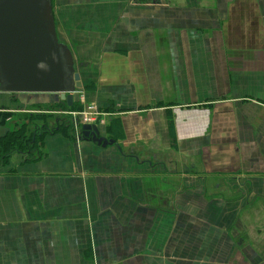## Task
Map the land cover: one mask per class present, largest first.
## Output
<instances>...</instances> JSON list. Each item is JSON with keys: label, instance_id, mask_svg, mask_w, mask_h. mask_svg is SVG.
Masks as SVG:
<instances>
[{"label": "crops", "instance_id": "crops-1", "mask_svg": "<svg viewBox=\"0 0 264 264\" xmlns=\"http://www.w3.org/2000/svg\"><path fill=\"white\" fill-rule=\"evenodd\" d=\"M51 3L113 142L52 117L0 165V264H264V0Z\"/></svg>", "mask_w": 264, "mask_h": 264}, {"label": "water", "instance_id": "water-1", "mask_svg": "<svg viewBox=\"0 0 264 264\" xmlns=\"http://www.w3.org/2000/svg\"><path fill=\"white\" fill-rule=\"evenodd\" d=\"M82 90L71 52L58 40L51 0H0V91L49 94L71 106ZM105 146L94 124L82 125Z\"/></svg>", "mask_w": 264, "mask_h": 264}, {"label": "trees", "instance_id": "trees-1", "mask_svg": "<svg viewBox=\"0 0 264 264\" xmlns=\"http://www.w3.org/2000/svg\"><path fill=\"white\" fill-rule=\"evenodd\" d=\"M48 99L47 103L35 104L31 105L32 110L39 111L45 109L47 111L62 110V111H79L82 106L78 103L73 102L71 106L66 105V103L58 98H51L49 95H46ZM45 107V108H42ZM45 112H28L25 119L22 121L21 125H16L12 131L5 133L0 137V165H3L4 162L8 159V157L13 152L26 153L29 150H32L35 145L38 144V140L42 139L44 134L51 133L56 128V120L55 126L52 128V120L48 118L55 117L57 118L58 123L57 126L62 128H71V116L61 115L54 113L55 115Z\"/></svg>", "mask_w": 264, "mask_h": 264}, {"label": "built area", "instance_id": "built-area-1", "mask_svg": "<svg viewBox=\"0 0 264 264\" xmlns=\"http://www.w3.org/2000/svg\"><path fill=\"white\" fill-rule=\"evenodd\" d=\"M72 115H78V119L81 123L103 124L106 120V114L100 111L98 107L92 103L86 104L79 112H72Z\"/></svg>", "mask_w": 264, "mask_h": 264}, {"label": "rangeland", "instance_id": "rangeland-1", "mask_svg": "<svg viewBox=\"0 0 264 264\" xmlns=\"http://www.w3.org/2000/svg\"><path fill=\"white\" fill-rule=\"evenodd\" d=\"M37 112H39V111H37ZM28 112H18V113H13V119L15 120V123H16V125H21L23 122V120L25 119V116L26 115H30V114H27ZM66 115H68V114H66ZM72 116V115H71ZM68 117H69V115H68ZM23 119V120H22ZM50 119V118H49ZM51 120V119H50ZM260 247V246H259ZM260 249H261V247H260ZM261 254V253H260ZM263 258H264V254H263V256H262Z\"/></svg>", "mask_w": 264, "mask_h": 264}]
</instances>
